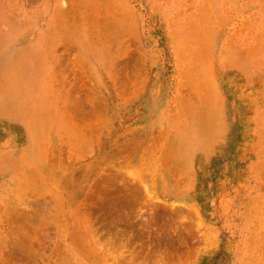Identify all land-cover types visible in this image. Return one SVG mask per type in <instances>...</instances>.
Returning a JSON list of instances; mask_svg holds the SVG:
<instances>
[{
    "label": "rangeland",
    "instance_id": "rangeland-1",
    "mask_svg": "<svg viewBox=\"0 0 264 264\" xmlns=\"http://www.w3.org/2000/svg\"><path fill=\"white\" fill-rule=\"evenodd\" d=\"M0 264H264V0H0Z\"/></svg>",
    "mask_w": 264,
    "mask_h": 264
}]
</instances>
